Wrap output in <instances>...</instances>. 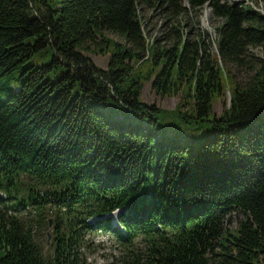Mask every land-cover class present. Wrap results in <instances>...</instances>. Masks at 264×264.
<instances>
[{
  "label": "trees",
  "instance_id": "1",
  "mask_svg": "<svg viewBox=\"0 0 264 264\" xmlns=\"http://www.w3.org/2000/svg\"><path fill=\"white\" fill-rule=\"evenodd\" d=\"M147 10L163 15L158 37ZM253 47L264 49V14L244 1L0 0V264H89L99 231L123 249L119 264H264ZM87 52L110 56L107 69ZM40 53L51 59L37 67ZM148 82L178 106L143 102ZM233 211L244 220L229 229ZM52 225L46 249L35 229Z\"/></svg>",
  "mask_w": 264,
  "mask_h": 264
},
{
  "label": "rangeland",
  "instance_id": "2",
  "mask_svg": "<svg viewBox=\"0 0 264 264\" xmlns=\"http://www.w3.org/2000/svg\"><path fill=\"white\" fill-rule=\"evenodd\" d=\"M226 1L230 3L244 1L245 5L255 8L259 10V12H262L264 14L263 12L264 10H262L263 9L262 5L261 3L259 4L258 0H226ZM143 19L144 22L150 27L152 38L158 37L160 35L159 30L163 25V21H164L161 11L147 10L144 13ZM218 25H219L218 20L213 18L211 10L209 8H206V10L204 11V15L201 19V27L204 30L209 31L213 35V37L216 38L217 36L214 31V28L217 27ZM107 35L115 39L116 41L124 43V40L116 34H112L108 32ZM251 52L256 57H262V58L264 57V49L262 47H253L251 48ZM86 54L92 58V60L96 63L98 67L102 69H107L110 56L108 55L103 56L88 52ZM42 55L43 53L34 56L31 60V63L37 67H41L44 64L48 63L49 60L51 59L50 55H47L44 60L42 59ZM231 70H232V74H234L236 80L239 83L244 85L248 82L250 74L247 72L246 69L242 70L232 67ZM180 100H181V96L162 97L161 95L157 94V92L152 87V82L146 83L142 88V101L147 104H157L163 109L173 110L178 106ZM230 102H231V98L229 93L227 92L226 99L217 100L214 103L212 113L215 116H220L223 113V111L226 108H228ZM0 196H2V198H6L3 197V194H1ZM121 213L122 211H117L116 216H112L111 214L109 217L112 221V226L114 228L118 227L117 219L119 218ZM242 220H244L243 214L237 211L236 212L233 211L229 213V215L226 217L224 224L229 229H234ZM52 230H53V225L49 230L44 228L38 229L37 227L35 229V233H36L35 235L37 241L40 242L46 249H50L52 246L51 242L53 241L54 238L52 236ZM48 234H50L51 236L50 239H48ZM90 241H91L90 246L86 250V257L89 264H119L118 260L123 255L122 254L123 249H121V247L118 245L117 241L115 240V237H113V234L99 231L97 235L90 238Z\"/></svg>",
  "mask_w": 264,
  "mask_h": 264
},
{
  "label": "bare ground",
  "instance_id": "3",
  "mask_svg": "<svg viewBox=\"0 0 264 264\" xmlns=\"http://www.w3.org/2000/svg\"><path fill=\"white\" fill-rule=\"evenodd\" d=\"M116 215H117V213L113 214L112 216H116Z\"/></svg>",
  "mask_w": 264,
  "mask_h": 264
},
{
  "label": "water",
  "instance_id": "4",
  "mask_svg": "<svg viewBox=\"0 0 264 264\" xmlns=\"http://www.w3.org/2000/svg\"><path fill=\"white\" fill-rule=\"evenodd\" d=\"M50 224H51V222H50ZM49 239H50V236H49Z\"/></svg>",
  "mask_w": 264,
  "mask_h": 264
}]
</instances>
